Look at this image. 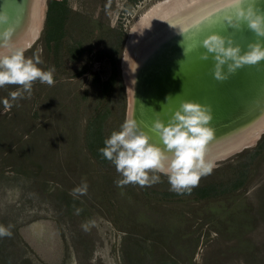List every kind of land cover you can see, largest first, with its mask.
Here are the masks:
<instances>
[{"label": "rangeland", "instance_id": "1", "mask_svg": "<svg viewBox=\"0 0 264 264\" xmlns=\"http://www.w3.org/2000/svg\"><path fill=\"white\" fill-rule=\"evenodd\" d=\"M50 1L24 55L54 67L55 84L16 101L18 86L0 88L13 104L0 102V225L12 232L0 264H264V133L182 195L158 173L117 187L99 153L126 120L129 30L161 0H55L48 15ZM82 182L87 194H72Z\"/></svg>", "mask_w": 264, "mask_h": 264}, {"label": "bare ground", "instance_id": "2", "mask_svg": "<svg viewBox=\"0 0 264 264\" xmlns=\"http://www.w3.org/2000/svg\"><path fill=\"white\" fill-rule=\"evenodd\" d=\"M7 3L4 9H11L17 3L19 8L23 7L0 26V34L8 31L13 47L27 50L41 35L47 0H7ZM241 6H251L257 13L264 14V0H245ZM235 10L236 5L230 0H161L140 15L129 30L122 59L128 98L126 120H135L152 137V142L158 144V137L151 130L155 120L167 121L171 112L186 100L209 106L213 115L210 122L213 135L205 146V153L206 159L214 161L215 166L217 162L253 146L264 133V61L255 66L246 65L224 81L216 80L212 74V77L204 79L202 91L191 98L174 102L171 110L161 106L154 95L146 97L143 90L136 88L139 78L145 73L152 76L161 63L170 64L171 59L194 53V49H188L187 45L210 37L208 29H218V35L223 37L235 34V29H225L230 25L229 19L233 24L237 23ZM154 14H159L158 22L154 20L156 23L152 22L150 27L138 34L139 27L147 21L145 19ZM246 26L240 23L239 27H235L240 31L241 43L234 45H239L242 50H247L249 43L258 41L256 34ZM249 32L256 36L252 42H246ZM198 33L201 36L199 39L196 37ZM259 40L264 42V38ZM164 59L169 60L165 62ZM224 70L227 72L226 66Z\"/></svg>", "mask_w": 264, "mask_h": 264}, {"label": "clouds", "instance_id": "3", "mask_svg": "<svg viewBox=\"0 0 264 264\" xmlns=\"http://www.w3.org/2000/svg\"><path fill=\"white\" fill-rule=\"evenodd\" d=\"M230 2L236 5L237 21L233 24L229 19L230 26L246 24L256 34L258 41L249 43L247 50H242L230 38L212 35L206 39L203 43L206 53L202 59L207 60L208 54H213V75L218 81L227 80L246 65L255 66L264 61V42L259 40L264 38V14L257 13L251 6L242 7L245 0ZM0 23H7L5 15H0ZM40 63L42 61L38 58L35 61L26 58L23 49L13 47L8 31L0 34V88L6 85L18 86L16 91L8 94L11 101L25 98V93L30 97L37 80L48 86L55 84V68L43 70L38 67ZM0 102L5 110L13 106L8 98ZM212 120L209 106L186 100L171 112L167 121L157 119L151 125L152 132L158 137V144L152 142V137L135 120L128 119L120 125L118 131H112L104 140V147L99 149V153L114 165L121 177L114 181L117 187L129 184L151 187L161 181L158 173L167 177L170 191L180 195L190 193L198 186L201 178L210 175L215 167V162L207 160L205 153V146L213 135L210 126ZM72 194L86 195L87 184L82 182L72 190ZM79 212L77 209L76 213ZM10 229L11 225H0V238L10 237Z\"/></svg>", "mask_w": 264, "mask_h": 264}, {"label": "water", "instance_id": "4", "mask_svg": "<svg viewBox=\"0 0 264 264\" xmlns=\"http://www.w3.org/2000/svg\"><path fill=\"white\" fill-rule=\"evenodd\" d=\"M6 3L7 0H0V15H5L7 20L11 18V15H14L15 11L19 12L22 9L21 7H23L21 6L19 8V4L17 3L11 9H4ZM22 3L23 2H21V4ZM3 24L5 23H0V26ZM227 28L235 29L236 32L235 34H228L224 37L232 39L234 44L237 42L241 43V40L239 39L240 31L230 25L226 26L225 29ZM247 28L248 27L246 26V29ZM208 31L209 36L218 35L219 33V30L216 28L208 29ZM250 32L246 37V42H252L256 39V36H254L253 33L250 34ZM196 37L198 39L201 38L199 33ZM205 40L206 39L195 40L192 44L187 45L188 49H194V53L191 55L185 57L180 55L177 57L178 59H171L170 64L162 65L161 63L158 68H155L152 76L145 73L144 77L139 78V86L136 89L138 90L139 88L140 90H143L146 97L154 95V98H156L155 100L161 102V106H167L170 110L173 107L174 102H179L182 98H191L195 96L199 91H202L204 79L209 76L212 77L215 64V61L212 58L213 54H208L209 59L207 60L202 59V55L206 53V49L203 48ZM169 59L164 60L166 62ZM141 72L143 73V71ZM141 76L143 75L141 74ZM160 89L161 92H159ZM161 93L163 94L162 97L159 96Z\"/></svg>", "mask_w": 264, "mask_h": 264}, {"label": "trees", "instance_id": "5", "mask_svg": "<svg viewBox=\"0 0 264 264\" xmlns=\"http://www.w3.org/2000/svg\"><path fill=\"white\" fill-rule=\"evenodd\" d=\"M52 1H55V0H51L49 3V10H48V15H49V13L51 12V10H52V5H51V2ZM116 74V73H115ZM90 147H91V144H88Z\"/></svg>", "mask_w": 264, "mask_h": 264}]
</instances>
